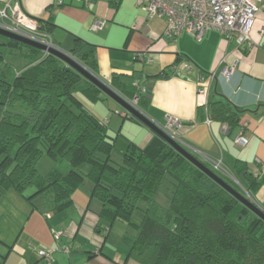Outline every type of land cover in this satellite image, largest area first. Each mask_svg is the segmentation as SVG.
I'll return each mask as SVG.
<instances>
[{"label":"trees","instance_id":"16d2710c","mask_svg":"<svg viewBox=\"0 0 264 264\" xmlns=\"http://www.w3.org/2000/svg\"><path fill=\"white\" fill-rule=\"evenodd\" d=\"M121 1L110 0V5L118 8ZM36 19L40 31L52 38V17ZM96 49L75 37L69 54L99 78ZM14 58L20 60L17 68ZM148 80L115 77L110 85L129 101L139 96L142 110L152 95L153 79ZM106 100L100 88L62 59L0 35V199L11 189L29 201L45 195L56 212H63L89 179L91 197L103 205L101 217L137 231L123 241L127 256L140 264H264V221L163 138L155 135L144 147L128 140L122 162L115 161L117 137L85 106ZM208 111L228 126L229 134L240 126L241 112L223 101L210 102ZM45 151L69 169L54 165L40 174L37 164ZM197 158L244 196L246 190L254 198L263 185L262 171L250 172L241 163L236 182ZM84 164L91 166L87 173L81 170ZM166 175L175 182L169 207L157 200ZM29 188L34 192L25 195ZM137 209L143 212L140 223L133 220Z\"/></svg>","mask_w":264,"mask_h":264},{"label":"crops","instance_id":"0c3cea01","mask_svg":"<svg viewBox=\"0 0 264 264\" xmlns=\"http://www.w3.org/2000/svg\"><path fill=\"white\" fill-rule=\"evenodd\" d=\"M15 1L0 0V8ZM73 1L63 0L61 5L57 0H21L23 8L34 18L48 20L52 17L55 25L53 43L60 50L64 48V43L70 46L68 51H64L67 53H70L74 40L70 43L71 39L66 37L68 33L57 26L61 25L75 37L88 41L89 37L79 31L81 23L91 30L95 21H103L98 18L96 0H89L91 6L85 0H77L85 2L84 7L88 11L77 19L81 23L74 21L77 11L70 9L76 8ZM124 1L115 8V14ZM259 5L251 32L252 47L238 46L234 40H228L214 30L201 41L184 33L173 42L164 37V19H149L141 9L135 8L130 16L123 17L122 22L130 30V44L134 42L135 34L144 41L134 44L128 53L121 51V54L97 47L99 78L109 86L115 77L125 82L141 83L148 79L151 83L150 79H153L150 103L141 110L146 116L158 125H164L168 115L178 118L182 122L180 132L183 142L199 152L203 160L210 164L213 160L222 161L225 170L235 178V171L242 163L250 172L262 171L264 179V0H260ZM64 9L68 11L65 15L71 21V27L59 23ZM115 14L111 21L115 20V16L117 19ZM75 22L77 25L74 26ZM185 64L190 65L191 70L185 69ZM231 67L234 71L225 76V70ZM164 73L168 77H162ZM201 79L207 81L205 94L198 92ZM215 101H223L241 112L240 126L231 134L224 131L225 124L212 117L210 124L206 122V106ZM106 102L109 110H116V106L109 101L92 103L94 107L90 109L102 121L107 117ZM118 114L120 116L115 114L108 120L107 128L111 135L114 131L117 132L116 137L126 133V139L140 147L147 145L156 135L144 124L133 120V126L125 130L126 120ZM241 132L249 139L245 148L238 147L234 142ZM89 187L85 194L75 193L73 204L64 212H56L52 200L45 199L44 203L37 205L34 200L29 201L13 189L9 190L0 199V260L4 264H48L38 252L40 249H52V264H140L127 256L128 246L123 241V236L134 235L130 232L134 227L122 231L115 228L117 222L110 225L101 217L102 203L95 202V198L88 194L91 193L92 183ZM12 195L25 203L24 218L18 219L15 225L1 224L5 213L3 206ZM254 199L259 206L264 205V180ZM59 232L62 235L56 239L55 233ZM65 247L69 250L65 251Z\"/></svg>","mask_w":264,"mask_h":264},{"label":"built area","instance_id":"2783aa9c","mask_svg":"<svg viewBox=\"0 0 264 264\" xmlns=\"http://www.w3.org/2000/svg\"><path fill=\"white\" fill-rule=\"evenodd\" d=\"M88 2L89 0H85ZM59 4L63 0H57ZM260 0H137V6L146 13L149 19L160 18L166 22L164 37L176 42L184 33L190 35L197 41H201L210 31H218L224 38L234 40L238 46H253L251 32L257 13L260 10ZM105 22L95 21L91 26L93 32H100L104 29ZM0 28L13 34L28 38L34 42L55 48L50 36L40 31L39 21L29 15L23 8L21 0H16L13 4L7 3L0 8ZM48 52L45 51V55ZM185 69L191 70V66L184 65ZM234 71V67L227 68L225 76H229ZM207 81L201 79L199 82V94L206 93ZM145 92V89L143 90ZM139 96L130 101V104L138 107ZM127 113H123L125 117ZM108 122V120H106ZM206 122L210 124L212 118L206 106ZM158 127L174 141L183 147L190 149L195 154L200 155L196 150L188 147L181 138L182 122L172 116L166 117L164 125ZM225 132H229L227 125L223 127ZM235 144L240 148H245L249 144V139L242 132L234 138ZM210 161V160H209ZM261 163V161H257ZM213 167L227 176H231L223 167L222 161H211ZM259 174V170H256ZM244 190V189H243ZM246 194L247 191L244 190ZM250 196V195H249ZM62 233H55L56 239ZM68 251V248H63ZM39 256L45 259L48 264L53 262L54 250H40Z\"/></svg>","mask_w":264,"mask_h":264},{"label":"rangeland","instance_id":"374dc122","mask_svg":"<svg viewBox=\"0 0 264 264\" xmlns=\"http://www.w3.org/2000/svg\"><path fill=\"white\" fill-rule=\"evenodd\" d=\"M69 1H71V0H67V2H69ZM73 3L76 5V8H77V9L76 8H70L74 12L77 11V13L74 14L75 16H74L73 20L76 22H80V20H77V19L82 18L84 13L87 12L88 9H86L84 7L85 2H83V1L74 0ZM95 4H96V7H98V13H99L98 18L105 21L106 25L102 31L93 32L92 30L89 29V27H85L84 23L80 22L81 26L79 28V31H82L85 36L89 37L88 41L85 39H84V41L91 43L97 47L104 48V50H102V51H107L106 49H110L113 51H117L115 53L120 52V54H121V51H127L126 53H128L129 50L133 49L134 44L142 43L144 41L142 38L139 37L138 34H135L134 42L130 44V42L128 41L129 40L128 35H129L130 30L128 28H126L122 22L125 17L130 16L133 9L137 8V10L138 9L140 10V8L137 6V0H125L123 2V5L121 6L120 10L117 11L116 14H115L116 9H115V7H110L111 5L109 3V0H96ZM56 5H58V3ZM62 13L64 15L60 19L59 23L65 25V26L71 27L70 26L71 21H69L68 17L65 15V13L67 14L68 11H65V9H64V11ZM114 14L117 15V19L115 16V20L111 21L113 19ZM121 18H123V19H121ZM76 22L73 23L74 26L77 25ZM57 27H59L60 29H62L63 31L68 33V35L66 33H64V34H66V37L68 36V38L71 39L70 43L74 40V38L76 36L74 33H71L68 30H66L65 28H62L61 25H59ZM61 34H63L62 31H61ZM89 41H91V42H89ZM63 47L64 48H62V51H68L67 47H70V46H67L64 43ZM19 61H20L19 58H14L12 60V63L16 66V68L20 65ZM106 101H109L110 104H114L116 106V110H114V109L109 110L110 108L107 105L108 103L106 102L104 104V106L107 109V117L103 118L104 122L106 120H109L110 116H113L115 114L119 115L118 113L123 114L124 112H126L125 109L120 104L116 103L115 101H113L108 96H107ZM103 103H104V101H101V104H103ZM85 106L89 110L94 107V105L90 102H85ZM121 118H124V117L122 116ZM125 120H126L125 125L127 124V127L125 128V130H127L128 127L133 126L134 123L129 118L125 119ZM107 125H108V122H107ZM130 130L134 131L136 129L131 128ZM125 132H128V131H125ZM116 133L117 132L114 131V134L112 133V135L115 136ZM125 135H126V133H125ZM125 135H121L120 137H117L118 139L115 142L116 145H115V149L113 152V158L115 159L116 162H120V163L122 162L123 152H124L125 147L127 146V141H128L126 139ZM135 135H136V133H135ZM198 156H200V155H198ZM200 158H202V157L200 156ZM54 165H57L63 171H67L69 169V164L67 162L56 163L54 160L51 159V157H49L46 154V151H45L43 153V156L41 157V159L39 160V162L37 164V170L40 174L44 175V174L48 173ZM90 168H91V166L89 164H84L81 167V170L84 173H87L90 170ZM228 177H230V178L234 179V181H236V178L234 176H228ZM90 184H91V181L89 179H86L84 181L83 185L76 191V193L77 192H83V194H85V192H87V188L88 189L90 188L89 187ZM174 189H175V182H174L173 178L170 175H166L163 182H162L161 188L157 193V200L159 201V203L162 206H164V207L170 206V199H171L172 192L174 191ZM33 192H34V189L29 188L26 190L25 195H30ZM88 194L91 195L90 192H88ZM249 195H250L249 193L248 194L245 193L246 197H248L250 200L255 202V199L251 195L250 196ZM48 198L51 199V195H48ZM33 200L35 203H37V205L42 204L46 201L45 195L36 196ZM95 200H96L95 202H99L98 199H95ZM21 202L22 201H19V199L17 197H15V195H12V197H9L7 199V202L5 203V205L3 206V209H2V210H4L5 213L3 214L4 220L2 219L1 224L3 222H6L7 224L15 225V223L17 222L18 219L24 218L25 214L23 211H24L26 205L24 202H22V203ZM48 206H49V204H48ZM140 207L142 209H144L145 204L140 203ZM57 215H60V214H57ZM142 218H143L142 210L137 209L134 213L133 220L137 223H140ZM128 227H130V226L127 225V223L120 222V221H117V224L115 225V228L117 230H122V231L128 229ZM130 232H132V234H134V235L137 233V231L134 228L130 229ZM54 239H55V237H54ZM0 249H2L1 243H0ZM40 250H43V249H40Z\"/></svg>","mask_w":264,"mask_h":264},{"label":"water","instance_id":"95a60500","mask_svg":"<svg viewBox=\"0 0 264 264\" xmlns=\"http://www.w3.org/2000/svg\"><path fill=\"white\" fill-rule=\"evenodd\" d=\"M0 35L5 36L7 38L17 40V41L22 42L24 44H27L29 46H33L37 49L46 51L49 54H52V55L62 59L64 62H66L67 64L72 66L79 73H81L86 79H88L90 82L95 84L98 88H100L101 91L105 95H107L109 98H111L112 100H114L118 104H120L125 109V111L129 112L134 118H136L142 124L147 126L156 135L163 138L170 146H172L177 152H179L181 155H183L194 166H196L198 169H200L205 174H207L216 183H218L222 188H224L232 196L237 198L243 205H245L247 208H249L254 214H256L259 218H261L264 221V209L262 207H260L257 203H254L248 197L242 195L237 190H235L233 187L228 185L225 181H223L215 172H213L211 169H209L199 158L194 156L185 147H183L182 145H180L179 143L174 141L172 138H170L167 134H165L158 127V124H156L153 120H151L148 116H146V114H144L141 111L134 108L129 103V101H126V99H124L116 90H114L111 86H109V84L102 81L97 76L93 75L85 67H83L79 62H77L71 56V54L62 51L59 48H49L46 45L34 42V41L29 40L27 38H24L22 36H19V35L13 34L11 32H8L6 30H3L1 28H0Z\"/></svg>","mask_w":264,"mask_h":264},{"label":"clouds","instance_id":"9594fccd","mask_svg":"<svg viewBox=\"0 0 264 264\" xmlns=\"http://www.w3.org/2000/svg\"><path fill=\"white\" fill-rule=\"evenodd\" d=\"M56 46V45H55ZM55 48H58L57 46L55 47ZM60 49V48H59ZM129 103H130V101H129ZM140 109V108H139ZM139 111H141V110H139ZM142 112V111H141ZM124 113H127V115H129L130 113L129 112H124ZM143 113V112H142ZM129 116H132L131 114L129 115ZM187 149V148H186ZM189 152H191L194 156L196 155L193 151H191L190 149H187ZM198 155H196V157H197ZM198 157H200V156H198ZM212 165V164H211ZM213 166V165H212Z\"/></svg>","mask_w":264,"mask_h":264}]
</instances>
